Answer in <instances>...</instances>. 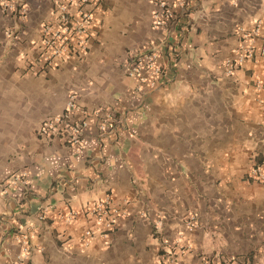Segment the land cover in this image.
Instances as JSON below:
<instances>
[{
    "label": "crops",
    "instance_id": "0c3cea01",
    "mask_svg": "<svg viewBox=\"0 0 264 264\" xmlns=\"http://www.w3.org/2000/svg\"><path fill=\"white\" fill-rule=\"evenodd\" d=\"M63 1L0 0V264H264V58L225 71L264 0H169L163 27L156 0H103L87 54L46 66L40 25ZM153 49L169 69L141 89L124 62ZM70 95L79 151L37 132ZM106 194L123 213L101 235L86 208Z\"/></svg>",
    "mask_w": 264,
    "mask_h": 264
},
{
    "label": "built area",
    "instance_id": "2783aa9c",
    "mask_svg": "<svg viewBox=\"0 0 264 264\" xmlns=\"http://www.w3.org/2000/svg\"><path fill=\"white\" fill-rule=\"evenodd\" d=\"M103 0H64L55 7L54 16L51 20L43 22L40 26V40L38 43V57L46 66H54L59 60L69 58H82L90 48L92 38V24L95 12L101 7ZM159 11L154 15V27H163L165 21L172 23L173 12L170 10L169 0H156ZM167 27V26H165ZM169 27V26H168ZM241 36L249 39L248 45L242 46L233 60L225 62V71L232 75L236 68L241 67L245 61L254 60L256 57L264 58V19L258 20L251 30L243 32ZM259 41V45L254 42ZM169 69L167 61L162 54L153 49L150 51L129 53L124 62L125 75L136 80L141 89L152 90L159 87ZM257 86L264 89V83L257 81ZM84 114L83 109L78 105L75 95H70L64 112L60 115L45 118L37 128L38 134L48 140L59 139L64 144L79 151L82 146L84 131L88 125L85 117H78ZM113 117L108 114L100 122V131H106ZM253 175L261 178L257 169ZM86 212L95 219L99 225L97 233L107 234L112 232L122 215V209L112 204V197L106 194L102 200L88 205ZM75 212L70 211L64 216L66 221L75 219ZM39 219L44 216L40 214ZM189 226H195V220H190ZM96 231L86 229L84 237L91 238ZM18 238L23 245V258L29 253V241L26 233H20ZM209 256L203 261L206 264H213ZM168 264H178L177 254L173 251L165 256ZM18 264H25L24 260ZM222 264H244V262L230 259Z\"/></svg>",
    "mask_w": 264,
    "mask_h": 264
}]
</instances>
